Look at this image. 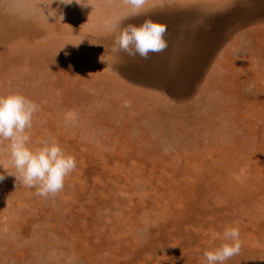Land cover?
Wrapping results in <instances>:
<instances>
[{
	"label": "rangeland",
	"instance_id": "1",
	"mask_svg": "<svg viewBox=\"0 0 264 264\" xmlns=\"http://www.w3.org/2000/svg\"><path fill=\"white\" fill-rule=\"evenodd\" d=\"M146 19L167 25L163 52L144 60L111 51L122 28ZM158 75L169 76L168 85L155 89L149 77ZM203 80L192 98L170 95L194 93ZM215 81L225 90L209 92ZM263 85L264 0H146L135 16L126 0H0V95L19 93L39 105L27 130L31 149L54 140L77 161L62 191L26 209L17 201L25 186L4 163L9 142L0 141V210L6 209L0 237H8V220L55 217L56 199L70 220L97 206L103 224L110 204L126 218L118 239L103 246L105 256L97 245L103 241L94 242L98 260L204 264L205 251L229 242L224 229L237 227L241 251L226 264H264V246L241 235L253 233L249 225L260 213L253 201L264 196ZM247 127L252 143L241 134ZM237 180L242 193L234 190ZM145 204L157 210L146 220L138 215ZM39 226L35 230L53 236L52 225ZM41 246L37 253L51 258L50 247ZM73 252L79 255L76 246ZM31 257L23 249L7 259L53 264Z\"/></svg>",
	"mask_w": 264,
	"mask_h": 264
},
{
	"label": "clouds",
	"instance_id": "2",
	"mask_svg": "<svg viewBox=\"0 0 264 264\" xmlns=\"http://www.w3.org/2000/svg\"><path fill=\"white\" fill-rule=\"evenodd\" d=\"M126 2L135 16L141 14L146 0ZM166 32L167 25L151 19L144 20L139 26L130 24L120 30L111 51L147 60L150 54L163 52L168 47ZM38 111L39 105L22 94L0 95V141L9 142L10 163L17 173L14 175L15 180L27 188L37 189V196L49 198L63 190L65 179L75 171L77 161L54 140L35 150L28 146L31 139L27 130L31 129L33 117ZM4 178L0 175V181ZM216 236L220 237L221 234L216 233ZM222 238L229 242L212 251H205L204 264H226L229 259L240 254L239 228H225Z\"/></svg>",
	"mask_w": 264,
	"mask_h": 264
},
{
	"label": "bare ground",
	"instance_id": "3",
	"mask_svg": "<svg viewBox=\"0 0 264 264\" xmlns=\"http://www.w3.org/2000/svg\"><path fill=\"white\" fill-rule=\"evenodd\" d=\"M75 22L78 25H81L82 23H84L85 26L88 25L86 21H81V20L79 21L78 19H76ZM91 40H93V39H91ZM222 65L224 66V64H221V67L218 70L220 74H221V70L224 68ZM230 70H233V69L231 68ZM214 74H215V71L213 70V75ZM255 83H256V81H255ZM47 86H48V83L45 85V87H47ZM213 87L215 89H219V90H222L225 88L224 84H222L221 81L220 82L215 81V84L211 87L209 92L214 91ZM44 93H46V92H44ZM217 103H220V102L217 101ZM251 133L252 132H250L249 127H247V129H245V130H241L242 136L246 140L248 139V143H250V142L252 143V141H254V137L252 138L249 136V134H251ZM226 135L230 137V135H228V134H226ZM222 155H223V157H226V160L229 161V158L227 157L228 153L223 152ZM8 162H10V159H8V160L4 159V163L7 164ZM225 167L228 168L227 170H230L233 168V167H230L229 165L225 166ZM242 172H243V170L239 169L237 176L242 178L244 176V174ZM68 180H71V178L69 177ZM231 180H232V178L228 182H230ZM260 182H261V180L259 181V184H260ZM235 183H236V181H235ZM247 185L249 186V184H247ZM237 188H238V180H237L236 186L234 187V190H236ZM24 189L25 190L20 189V193L19 194L17 193V196L19 195V197H21L20 201L19 200H17V201H18L19 205H24V207L26 209H28L31 206V204H33L35 201H38L41 197L36 195L37 189H35V188H31L34 190V193L32 191L30 192L29 188L24 187ZM160 189L161 188L159 186H156V188L154 190H160ZM122 190H123V188H122ZM140 190H141V188H138V191H140ZM26 191L28 192L29 195H31V197L27 196L28 194H26ZM236 192L242 193V192H244V190L240 191L239 189H237ZM68 193L71 196L74 195L71 190H69ZM140 193H136V195H140ZM9 196H7V197H9ZM260 196H257V198L254 201L252 200L253 204L256 207H259L258 210L260 212V213L256 212V216L254 218V221H251V225H249L251 227V232H253V233L248 234L249 230L245 229L246 231L245 230L242 231L241 235L245 236L246 240H250V237H252L253 239H257L259 241V244L264 246V235L261 234V233H264V196L263 195H260ZM0 199H2V198H0ZM56 200H57L56 201V205H57L56 208L58 207V210H56V208L52 210V212H54V210H55V212H57L55 217L51 218L50 220L49 219L47 220V218L45 220L44 217L36 218L43 225H45L46 223H48L49 225H52L51 227L53 228V232H52L53 236L49 237L48 234L42 233L39 230H35L36 229V228H34L35 226H38V228H42L39 226V225L42 226L41 223H35L32 221L26 222L25 219L21 220L22 222L18 219V222H16L14 225L12 223H10L9 220L6 222L7 225L9 226V234H8V237L6 235H2L0 237V264H1V261L7 262V264H8L9 260L7 258L9 256H11V258L14 259L19 252L23 251V249H25L27 256L32 255L30 262H32V260H34V261H38L40 263H43L42 261H44V262H49V263H53V264H110L109 260H106V261L98 260L96 253H98L99 251H92L94 248L93 246L95 244L94 242L97 240H100V239L103 241L102 243L97 244V245H101L99 248L103 252L101 254V256H105L104 254H105L106 249L103 246L109 247V244L113 243L115 240L118 239V238H115L119 234L118 227L120 226L121 223L124 222V219L126 218V216L124 215V213H125L124 209L121 208V210L114 212L112 206L110 204L107 205L106 210H103V211H105V213L103 215L105 224H103L102 223V220H103L102 219V212L100 210H98L97 206H90L89 209L85 210L84 205H82V207L84 208V211H86V214H81L77 218H74L76 216H74V217L71 216L72 220H70V219H67L66 217H63L62 212H59L60 208L62 209V208H64V206L61 203L62 201L60 202L58 199H56ZM250 200H251V198H249V199L247 198L246 203L251 202ZM11 202L13 204L14 200H11ZM227 204H228V202L226 203V205ZM122 207H123V204H122ZM248 207H249V205H248ZM147 208H151V210H148ZM155 208H156V204L155 205L154 204H145V207L142 209L141 212L138 213V215L140 217H143L144 220H146L150 214H153V213L155 214L157 212V210H155ZM148 211H150V212L148 213ZM5 212H6V209H3L2 211L0 210V216H4ZM16 214L18 215V217L20 216L19 212H17ZM132 214L130 215L131 218H133ZM245 214H247V213H245ZM118 217H121V218L119 219ZM34 218L35 217H32V219H34ZM64 220H67L70 222L69 230L65 226V224L63 222ZM146 224L147 223H145V225ZM21 225L23 226V228L20 227ZM24 227L26 229L28 228V230H23ZM3 229H2V231H3ZM42 241L50 247V248H48V250L51 251V254L54 253L51 258L49 256H46V254H45V256H43V255H40L37 253L39 251L43 252V249L41 246ZM126 243H127V241H126ZM129 243H130V241L127 244H129ZM11 245H16V246H19L20 248L17 247L16 248L17 250H11V248H12ZM75 246L77 247V250L79 253L78 256H76L73 252ZM254 250H256V249H254ZM262 250H263V248H262ZM11 254H13V255H11ZM107 257H109V256H107ZM255 257L257 258V256H255ZM261 257L264 260V251H263V255H261ZM18 259L21 260V257H18ZM4 264H6V263H4ZM12 264H16V263L14 261H12ZM18 264H24V263L20 261V262H18Z\"/></svg>",
	"mask_w": 264,
	"mask_h": 264
},
{
	"label": "crops",
	"instance_id": "4",
	"mask_svg": "<svg viewBox=\"0 0 264 264\" xmlns=\"http://www.w3.org/2000/svg\"><path fill=\"white\" fill-rule=\"evenodd\" d=\"M158 77H160V75H158V76H156L155 78L154 77H149V83L150 84H153V86L155 87V89H157L158 87H160L161 86V84H162V86L164 85V84H166V85H168V82H167V78H169V76H166L165 78H158ZM204 81L205 80H203V82L202 83H200V84H198L196 87H195V92L194 93H188V94H186V93H179V94H172V93H170V95H173L172 97H176V98H179V99H186V97L188 96V99L189 98H192V96H195L196 95V93H199L198 91L200 90V88H202V86H204ZM174 85H175V83H174ZM203 88H205V87H203ZM157 92L159 91V90H156ZM157 94H161V93H157ZM177 96H179V97H177Z\"/></svg>",
	"mask_w": 264,
	"mask_h": 264
}]
</instances>
